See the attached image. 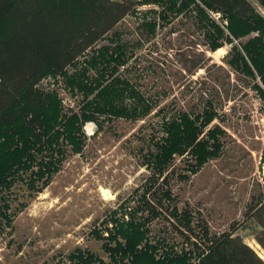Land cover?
<instances>
[{
    "label": "rangeland",
    "instance_id": "1",
    "mask_svg": "<svg viewBox=\"0 0 264 264\" xmlns=\"http://www.w3.org/2000/svg\"><path fill=\"white\" fill-rule=\"evenodd\" d=\"M248 1L264 17L259 1ZM143 2L115 28L118 39L128 44L130 56L118 73L153 101L154 109L137 121L99 112L97 120H85L83 109L91 111L90 102L108 84L105 80L98 86L100 72L91 63L98 50L111 43L106 37L65 72L45 74L41 85L59 102L63 124L69 125L81 149L77 151L60 136L51 153L47 143L29 137L19 123L14 125L16 139L36 145L30 151L32 157L46 164L54 161L58 167L37 177L31 171L40 167L34 166L21 178L10 177L1 185L0 264H79V259L69 257L77 248L94 253L98 260L93 264H115L114 258L116 264H137L131 253L122 256L105 249L117 248L118 240L123 241L118 231L131 218L143 233L138 250L152 254L156 262L167 257L168 251L180 254L182 237L172 222L140 223L144 219L136 211L137 199L154 171L145 155L155 151V137L164 134L163 116L181 110L200 113L208 101L218 112L208 126L213 131L202 134L195 158L176 156L166 173L167 182L161 179L158 185L171 191L169 201L175 198L180 211L188 209L194 215L193 223L200 231L207 228L220 235L233 224L235 233L264 257L262 246L249 237L253 220L245 216L252 197L264 190V99L255 86L259 79L228 62L235 56L233 45L255 34L236 39L218 15L210 11L215 23L211 22L187 0ZM215 24L224 36H218ZM212 43L222 46L212 50ZM160 108L162 114L157 113ZM74 115L77 118L72 119ZM7 131L0 125V150ZM159 235L169 245L161 244ZM190 256V263H195V255Z\"/></svg>",
    "mask_w": 264,
    "mask_h": 264
},
{
    "label": "trees",
    "instance_id": "2",
    "mask_svg": "<svg viewBox=\"0 0 264 264\" xmlns=\"http://www.w3.org/2000/svg\"><path fill=\"white\" fill-rule=\"evenodd\" d=\"M143 1L0 0V125L8 128L5 145L0 150V188L5 181H10V177L21 178L34 166L40 167L38 171H31L37 177H44L50 169L58 167L54 161L46 164L31 156L30 151L37 147L31 142L27 144L24 139L15 138L14 135L18 134L14 127L16 123L35 141L42 142V145L47 143L46 148L52 149L51 153L56 149L52 145L59 142L60 136L72 143L77 151L81 149L80 142L70 133L69 125L66 122L65 126L63 124L59 102L51 91L41 85V81L47 73L65 72L103 38L112 41L98 50L91 63L100 72L97 75L98 86L105 80L108 84L101 89L98 99L90 102L91 111L83 109L85 120H97L99 112V115L114 113L137 121L152 112L154 102L118 73V67L125 66L130 56L128 44L118 39L120 33L115 28ZM187 1L211 22L214 21L209 12L218 15L221 22L227 24L224 26L229 34L236 39L255 34L246 42L239 41V46L233 45L231 52L235 56L228 62L232 64L233 61L232 65L237 70L246 72L255 81L259 79L255 86L264 99V17L248 0ZM258 1L264 7V0ZM215 25L219 30L218 36H224V30ZM110 33L111 36H108ZM227 39L233 42L229 36ZM212 44V50L222 46L221 43ZM72 82L81 85L80 81ZM163 111L160 108L157 113L162 114ZM217 116L218 112L210 101L205 103L200 113L181 110L171 117L163 116L161 128L164 134L155 137V151L145 155V162L154 171L142 185L143 191L137 199L136 211L144 219L140 223L145 225L157 219L172 222L175 233L182 237V242L178 244L182 252L173 255L168 251L167 257L156 262L152 254L138 250L143 233L135 225L134 218L118 231L125 242L119 239L117 248L110 245L106 250L121 252L122 256L131 253L137 258L134 260L137 264H191L189 258L192 254L197 259L192 264H264L259 253L235 233V225L232 224L229 231L220 235L208 232L207 228L200 231L193 223L194 215L188 209L180 211L173 203L175 198L169 201L171 191L164 189V185H158L161 179L167 182L166 173L176 156L196 157L202 134L213 131L208 126ZM49 134L53 138L48 137ZM31 185L32 188L34 185ZM247 206L246 220H253L249 225L251 234L264 249V190L253 196ZM159 238L161 244L169 245L165 237L159 235ZM69 257L79 259V264H93L94 260H98L94 253L80 248ZM114 261L116 264L117 258Z\"/></svg>",
    "mask_w": 264,
    "mask_h": 264
},
{
    "label": "crops",
    "instance_id": "3",
    "mask_svg": "<svg viewBox=\"0 0 264 264\" xmlns=\"http://www.w3.org/2000/svg\"><path fill=\"white\" fill-rule=\"evenodd\" d=\"M242 236V235H241ZM243 237V236H242ZM249 237H251V238H253L255 241H257L256 240V238H255V236L254 235H252V234H249ZM243 239H244V241L247 243V244H249L250 246H251V244L250 243H248L247 242V240L243 237ZM252 247V246H251ZM260 255V254H259ZM261 256V255H260ZM262 257V256H261ZM263 259H264V257H262Z\"/></svg>",
    "mask_w": 264,
    "mask_h": 264
},
{
    "label": "built area",
    "instance_id": "4",
    "mask_svg": "<svg viewBox=\"0 0 264 264\" xmlns=\"http://www.w3.org/2000/svg\"><path fill=\"white\" fill-rule=\"evenodd\" d=\"M91 123H92V122H91ZM91 123H88V124H87V131H89V127H88V126H90Z\"/></svg>",
    "mask_w": 264,
    "mask_h": 264
},
{
    "label": "bare ground",
    "instance_id": "5",
    "mask_svg": "<svg viewBox=\"0 0 264 264\" xmlns=\"http://www.w3.org/2000/svg\"><path fill=\"white\" fill-rule=\"evenodd\" d=\"M222 49H219V51H221Z\"/></svg>",
    "mask_w": 264,
    "mask_h": 264
}]
</instances>
